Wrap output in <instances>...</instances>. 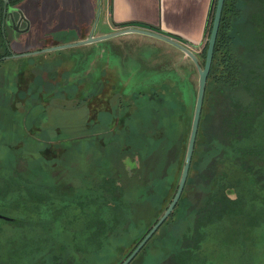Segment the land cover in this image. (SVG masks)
Here are the masks:
<instances>
[{
	"label": "rangeland",
	"instance_id": "rangeland-1",
	"mask_svg": "<svg viewBox=\"0 0 264 264\" xmlns=\"http://www.w3.org/2000/svg\"><path fill=\"white\" fill-rule=\"evenodd\" d=\"M249 1V5L244 8L243 17L235 23V50L246 66V87L264 88L259 84L254 87L255 78H260L261 75L264 77V66L254 67L257 60L249 54L254 52L257 58L262 57L258 62L264 64V31L260 37L252 21L253 16L260 13L262 6L259 0ZM43 2L39 0V7ZM1 5L0 34L5 35V42L10 43V55L26 53L30 48L33 51L44 48L41 45L47 41H37L35 32L24 33L23 21L26 17L23 14L25 9L19 7L20 1L10 2L5 18ZM42 18L48 17L46 15ZM43 24L39 27L40 30L45 26ZM261 25L258 28H262ZM101 29L102 20H99L95 33H99ZM125 37L0 62V198L16 197V183L26 171V166L29 163L39 167L34 161L42 157L44 167L55 168L52 171L55 185L78 187L79 191L84 192L91 190L103 177L115 178V181L125 184V189H114L113 194L122 192V202L128 207L132 181L126 179L123 182L125 176L122 170L125 163L122 165L120 160L136 149L137 139L147 147L146 144L152 142L151 127H160L157 131L162 135L165 130L168 138L175 144L173 153L176 154L172 164L168 166V177L162 188L158 214H163L181 177L197 100L199 74L191 59L186 56L182 60L184 53L168 43L140 34L132 36L139 37L136 42H126ZM65 42L66 39H63L62 43ZM204 48L199 53L201 63L204 62ZM6 55L10 56L5 45L2 48L0 46V56ZM167 68L175 72L171 73V79L167 78L169 74L163 72ZM218 87L213 77H210L186 187L188 192L197 185L207 184L212 177V168L204 166L203 158L209 147V140L230 141L231 144L234 139H240L242 130L238 133V128L237 132L234 128H227V125L231 126L233 119H245L244 114L252 109L251 114H255L252 117L258 126L260 140L264 138V103L255 109L249 106L251 102H257L250 91L252 89L239 86L233 92L222 93ZM155 96H159L161 101L157 102ZM154 111H159V115ZM157 117L158 121L155 120ZM263 159L264 155L258 160L254 156L243 159L247 167H261L255 171L257 176L246 175L247 171L244 169L243 176L241 173L233 174L235 184L239 187V196L249 198V208L253 207L259 212L254 216L252 212L249 217V222L259 225V228L248 226L247 221L241 218L225 222L223 220L220 225L217 221L210 225L212 233L203 242L201 250L196 248L193 256L184 255L181 260L182 256L173 255L178 252V246L175 245V237L169 234L173 231L174 218L159 230L151 245L132 264H160L165 257L166 260L161 264H264V186L261 183L264 181ZM231 168L236 169L234 166ZM40 169L41 175L42 171L46 172L42 166ZM237 177L240 178L238 182ZM110 186L111 189L114 188L111 182ZM107 189H110L109 185ZM107 189L105 195L112 199ZM251 190L261 192L262 198ZM193 196L195 200L200 198V195ZM232 196L234 197L233 193ZM204 198L202 195V201ZM215 200L213 206L210 203L206 205L204 212H210L217 206L218 215H223L233 207L231 203L226 207V201H229L227 197ZM257 204L259 209L255 208ZM13 207L15 209H7L1 202L0 215L19 217L18 206ZM234 211L243 212L245 209L237 207ZM120 212L122 210H118V215H121ZM122 215H125L124 212ZM144 216L147 219V214ZM133 218L130 220L129 217L123 224L118 221L120 226L116 227L117 220H114V216L107 217V227L114 232L112 236L119 232V238L107 244L105 253L96 259L90 258L89 260L93 259L91 264H121L126 259L140 239L139 234L150 225L147 223L149 218L144 224L138 223L136 217ZM3 221L0 219L2 248L4 245L1 244H8L18 232V224ZM175 224L177 234L182 224ZM247 237L245 242L243 238ZM158 239L161 240V251H151L149 247ZM10 245L11 243L8 249ZM187 245L194 247L193 239L186 241Z\"/></svg>",
	"mask_w": 264,
	"mask_h": 264
},
{
	"label": "trees",
	"instance_id": "trees-1",
	"mask_svg": "<svg viewBox=\"0 0 264 264\" xmlns=\"http://www.w3.org/2000/svg\"><path fill=\"white\" fill-rule=\"evenodd\" d=\"M259 1L262 9L260 13L253 16L252 21L255 31L261 37L262 31H264V0ZM216 3L217 0H214L210 26L208 28V38L212 29ZM249 3V0L225 1L213 65L209 76V78L213 77V80L219 86L217 89L222 93L233 92L239 86H245V89H252V87H246V66L243 64L241 56L235 50V23L243 17L244 8ZM260 24H262V28H258ZM5 40V35L0 34V46L2 48V45H5L10 55L12 52L9 48L10 43L5 42ZM260 42L261 44L263 43L261 38ZM206 51L207 45L202 53L204 59V62L201 63L202 66L205 63ZM249 54L251 58L257 60L254 67L257 65H260V67L264 66L263 63L258 62L262 57L257 58L254 52ZM7 56H0V62ZM255 81L254 87L258 84L264 87V77L262 75L260 78L256 77ZM259 88L255 87L250 90L257 101L249 104L254 109L264 103V88ZM152 98L154 101L155 99L157 102L161 101L159 96H155V99L154 97ZM247 112L248 114H244L245 119L236 117L231 121V126L227 125V128H234L236 132V128H238V133H241L240 130L243 131L242 134H239L240 139H234L231 144H229L230 141L226 143L213 139L209 140V147L203 154V158L204 166L212 168V177L207 184L197 185L195 189H191V192L185 190L183 198L179 203L180 222L186 227L182 234L183 238L187 242L192 239L194 241V247L186 246L185 254L180 255V257L182 256L181 260L184 258V255L186 257L188 254L193 256L192 253L196 251V248L199 250L202 247L203 242L207 241L212 233L210 225L217 221H219L220 225L223 220L225 222V220L241 218L247 221L248 226L259 228V225L249 222L251 213L253 212L252 216H254L259 212L253 209V207L252 209L249 208L251 207L249 198H245L242 195L239 196V187L235 184V175H233L234 173H241L243 176V169L248 172H245L246 175H256L255 171L261 167H247L243 159L254 156L258 160V158L264 155V138L260 140L258 126L255 125L254 118L252 117L255 114H251L252 109H248ZM154 113L159 115V111H154ZM159 117L155 120L158 121ZM151 128H153L151 130L152 142L149 141L146 144L147 147H145L142 141L137 139L136 149L133 150V153H136L138 155L137 158L141 161H144L152 153L160 152L166 154L175 145L168 138L165 130L164 132L161 131V135L157 131L160 127ZM24 160L26 161V159ZM123 160L124 157L120 160L122 165L124 163ZM35 162L40 166L28 163L29 166H26V171L19 177L16 183L18 189L15 190L17 196L8 199L0 198V203L2 202L5 208L12 210L15 209L13 206H18L17 210L20 213V216L15 218L16 221L14 222L3 221L10 224H18V232L17 236L13 237L8 244H1L6 249L0 247V264H91L93 259H89L93 257L96 259L98 257L93 255L96 249L105 241H108L114 234L107 227V217L114 216V220H117L116 227H119L118 221L123 224L133 215L131 208L128 211V207L131 204L127 207L122 202V192L119 191L115 195L112 191L114 189L124 190L125 184L115 181V178L103 177L96 185L92 186L91 190L83 192L79 191L78 187H67V185L61 184L55 185L56 180L52 175V171L55 168L52 166L49 168L44 167L42 157L35 159ZM229 162L231 163L229 164ZM41 166L43 170H46V172L42 171V175L39 172ZM231 166H234L236 169L234 170ZM262 168L264 169V166ZM125 171L126 169L123 165L122 173L125 174ZM239 179L237 177V182ZM110 182L114 187L113 189H111ZM261 183L264 186V181ZM107 185H109L110 189H107ZM155 187L154 194H157L159 193L158 184ZM106 189L111 193L112 199L106 197ZM15 191L12 192L14 193ZM231 192L234 194V197ZM251 192H256V195L262 198L261 192L253 190ZM193 194L200 195V198L197 197L198 199L195 200ZM202 195L205 196L203 201ZM223 196L229 199V201H226V207L229 206L228 203L233 204L232 208L224 212V216L218 215L217 206H214L210 212H204V208L208 203L213 206L216 201L215 199H220ZM237 207H242L245 211H234L237 210ZM255 208L259 209L260 207L257 204ZM118 210H122L125 215H122V212H120L121 215H118ZM112 214L113 216H110ZM108 221L111 222L110 219ZM125 225L127 224L125 223ZM243 240L246 242L248 237L243 238ZM10 243L11 245L8 249Z\"/></svg>",
	"mask_w": 264,
	"mask_h": 264
},
{
	"label": "crops",
	"instance_id": "crops-1",
	"mask_svg": "<svg viewBox=\"0 0 264 264\" xmlns=\"http://www.w3.org/2000/svg\"><path fill=\"white\" fill-rule=\"evenodd\" d=\"M42 1L44 2L39 7V0H20L19 6L21 9H25L23 12L24 17H26L23 21L25 23L24 33L35 32L37 41L41 43L47 41L41 47L61 44L63 39H66L67 42L78 41L91 35L96 37L135 27L175 39L194 51L198 57L208 41L207 34L214 2V0ZM0 4H2L1 1ZM27 10L29 14H27ZM46 15L48 18H42ZM99 20H102V29L99 33H95ZM43 23L45 26L40 30L39 27ZM40 31H42L41 34ZM136 35L131 33L122 36H126V42H136L139 37H132ZM32 49L30 48L28 52H32ZM186 58L184 54L182 60ZM163 72L169 74L168 79L172 78L171 73H175L170 68ZM117 78L121 79L120 77Z\"/></svg>",
	"mask_w": 264,
	"mask_h": 264
},
{
	"label": "water",
	"instance_id": "water-1",
	"mask_svg": "<svg viewBox=\"0 0 264 264\" xmlns=\"http://www.w3.org/2000/svg\"><path fill=\"white\" fill-rule=\"evenodd\" d=\"M225 1L226 0H217L215 11H214V17H213V23H212V29L210 32V36L208 38V44H207V51H206V58H205V63L204 66H202L199 57L197 54L186 47L185 45L181 44L175 39H172L170 37H167L165 35L156 33L154 31L146 30V29H141V28H126L122 29L120 31L108 33L105 35L101 36H96L94 37L91 35L90 37L86 39H81L78 41H71V42H65L61 44H55L50 47H45L41 50L38 51H32V52H27V53H21V54H12L10 56L5 57L4 59H18V58H23V57H30V56H35L37 54H42L46 52H53V51H58L66 48H72V47H77V46H82V45H88V44H93L101 41H105L111 38L119 37L122 35L126 34H140V35H145L149 37H153L159 40H162L179 50H181L187 57L191 59V61L194 63L198 70L199 74V82H198V94H197V100H196V105H195V110H194V116H193V121H192V127H191V132H190V137H189V142L187 146V151H186V156L184 160V165L181 173V177L179 180L178 188L176 191V194L171 201L170 205L168 206L167 210L164 212V214L159 218L157 223L152 227V229L149 231V233L143 238V240L140 242V244L136 247V249L123 261L122 264H131V262L135 259V257L139 254V252L142 250V248L147 244V242L153 237V235L158 231V229L164 224V222L171 216L172 212L176 208L179 200L181 199V196L183 194V191L186 187L188 178H189V173L193 161V156L195 152V147H196V142H197V137L199 133V128H200V123H201V118H202V113H203V108H204V103H205V96H206V90H207V83L208 79L210 76V72L212 69L213 65V59H214V53H215V47L217 43V38L220 30V25H221V20H222V15H223V10L225 6ZM11 1H6L4 2L5 6H9ZM0 219L7 221V222H14L16 221L15 218L7 217L0 215Z\"/></svg>",
	"mask_w": 264,
	"mask_h": 264
},
{
	"label": "flooded vegetation",
	"instance_id": "flooded-vegetation-1",
	"mask_svg": "<svg viewBox=\"0 0 264 264\" xmlns=\"http://www.w3.org/2000/svg\"><path fill=\"white\" fill-rule=\"evenodd\" d=\"M8 7L9 6H5V4L3 3L4 18L7 15ZM173 152H175V147H172L171 149H169L166 154H164V153L162 154L160 152L159 153L158 152L152 153V154L148 155L144 161L139 160L137 158L138 155H136V153L134 154L133 152H130L129 154L127 153V156L124 157L123 162L125 163V166H126L125 169L127 171L126 172L127 175H126V173L123 174V176H125L123 181H126V179H131V181H132L131 188H130V190L132 192L131 200H130V204H131L130 208H131V213L133 215H132V217H130V220L134 219L133 218V216H134V217H136L135 219H136V221H138V223L144 224V222L148 218L150 219L147 221V223L150 225L148 227H147V224L145 225V227H147L145 229V231L141 229L142 232H141V234H139L140 239L136 242L131 253L136 249V247L140 244V242L143 240V238L149 233V231L157 223L159 218L164 214V212L167 210L168 206L170 205L171 201L173 200V198L176 194V192H175V194L172 197V199L170 200L169 204L164 209L163 214H161L159 216L158 212H159V209L161 208L160 205H161V198H162V188L165 186L164 182H165L166 178L168 177L169 167L172 164L171 161L174 160V156L176 155ZM131 161H134V162H131ZM127 162H129L130 164L127 165ZM156 184H158L159 193L154 194ZM146 186H148V188L145 189ZM185 190H186V187L183 191L181 199L183 198ZM181 199L179 200V202H178L176 208L174 209V211L172 212L171 216L164 222V224L158 229V231L153 235V237L147 242V244L142 248V250L135 257V259L131 262V264L137 259V257L143 251L146 250V248L149 245H151L150 244L151 241L154 240V238H155V236H157L159 230L164 225H166V223H168L169 221H172L174 218L176 219L175 223H178V222L181 223L180 222L181 217H180V211H179V203H180ZM140 214H142V215H140ZM144 214H147V216H146L147 219L145 218ZM134 223L135 222H133V224ZM175 223H174L172 233L170 232L169 234H171L175 237L174 240L177 243L175 245L178 246V252L173 253V255L180 256L182 254H185V252H186V241L184 240L183 235H182L183 232L185 231L186 227L184 225V228H183V224L181 223L182 227H180V231H178V233L176 234L175 230H174L175 225H176ZM130 224H131V222H130ZM129 225H127V226H129ZM111 237H113V236H111ZM118 238H119V234L117 233V235H115L113 238H109L108 241H105L99 248H97L96 251L93 253V255L94 256H100V255H102V253H105V251L108 248L107 244L110 243L112 240H118ZM160 241L161 240L158 239V240H156V242H153L152 247L150 246L149 249L151 248V251H161L160 250L161 249L160 248ZM164 247H166V246H164ZM164 247H162L163 250L165 249ZM119 250H121V249H119ZM131 253H129L128 256ZM165 260H166V257L164 259H162L161 263ZM122 263H123V261L121 262V264Z\"/></svg>",
	"mask_w": 264,
	"mask_h": 264
},
{
	"label": "built area",
	"instance_id": "built-area-1",
	"mask_svg": "<svg viewBox=\"0 0 264 264\" xmlns=\"http://www.w3.org/2000/svg\"><path fill=\"white\" fill-rule=\"evenodd\" d=\"M2 3L6 2V1H12V0H0Z\"/></svg>",
	"mask_w": 264,
	"mask_h": 264
}]
</instances>
